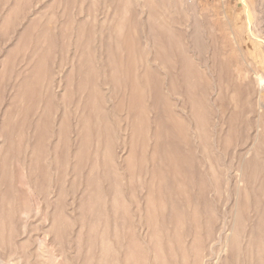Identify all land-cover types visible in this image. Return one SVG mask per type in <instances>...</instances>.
I'll list each match as a JSON object with an SVG mask.
<instances>
[{"label": "rangeland", "instance_id": "rangeland-1", "mask_svg": "<svg viewBox=\"0 0 264 264\" xmlns=\"http://www.w3.org/2000/svg\"><path fill=\"white\" fill-rule=\"evenodd\" d=\"M0 0V264H264V0Z\"/></svg>", "mask_w": 264, "mask_h": 264}, {"label": "bare ground", "instance_id": "bare-ground-1", "mask_svg": "<svg viewBox=\"0 0 264 264\" xmlns=\"http://www.w3.org/2000/svg\"><path fill=\"white\" fill-rule=\"evenodd\" d=\"M244 6L246 7V13H247V18L249 20V22H251V32H252V35L254 36V38L258 39V36L254 33L253 31V22H252V16H251V8L249 7V4H247V2L245 0H242Z\"/></svg>", "mask_w": 264, "mask_h": 264}]
</instances>
